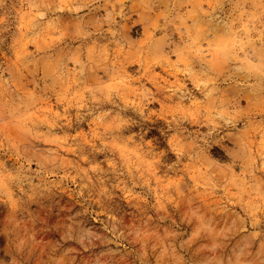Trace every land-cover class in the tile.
<instances>
[{"label":"rangeland","instance_id":"rangeland-1","mask_svg":"<svg viewBox=\"0 0 264 264\" xmlns=\"http://www.w3.org/2000/svg\"><path fill=\"white\" fill-rule=\"evenodd\" d=\"M0 264H264V0H0Z\"/></svg>","mask_w":264,"mask_h":264}]
</instances>
